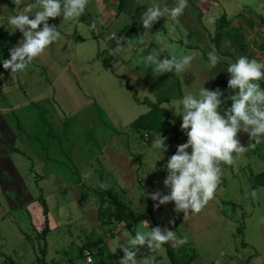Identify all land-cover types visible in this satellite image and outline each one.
<instances>
[{"label": "rangeland", "instance_id": "obj_1", "mask_svg": "<svg viewBox=\"0 0 264 264\" xmlns=\"http://www.w3.org/2000/svg\"><path fill=\"white\" fill-rule=\"evenodd\" d=\"M178 3L130 0L117 16L118 0H88L76 20L65 21L63 14L49 18L48 26L60 36L30 64L25 57V69L13 72L3 61L24 37L13 32L8 18L31 5V19L40 9L37 0L19 5L0 0V264H87V251L92 264H121L125 247L136 252L137 264H171L163 245L128 243L138 230L157 228L173 233L167 243L181 264H264V174L257 177L264 173V142L250 147L253 126L245 131L241 123L236 139L245 151L239 157L233 153L232 165L216 164L220 181L200 212L151 199L157 192L160 198L170 195L166 164L188 140L173 107L185 93L219 90L218 112L226 118L231 97L239 93L228 87L229 64L240 56L264 63V0H188L175 20L165 15L150 29L143 27L148 7ZM224 14L242 40L225 41L218 51L210 37ZM84 17L96 24L94 35ZM210 53L217 57L214 67ZM149 55L160 62L173 55L193 59L179 75L175 66L155 73L145 60ZM105 59L111 69L104 67ZM144 100L171 112V123L183 133L177 143L171 132L132 128L150 111L139 103ZM158 135L168 149L154 153ZM101 183L118 194L121 207L107 197L100 203ZM87 244L90 248L82 249Z\"/></svg>", "mask_w": 264, "mask_h": 264}, {"label": "clouds", "instance_id": "obj_2", "mask_svg": "<svg viewBox=\"0 0 264 264\" xmlns=\"http://www.w3.org/2000/svg\"><path fill=\"white\" fill-rule=\"evenodd\" d=\"M12 2L19 5L20 0H12ZM37 4L40 10L35 12L34 18L30 19L27 14L33 10L31 5L8 18L7 24L11 26L13 32L19 30L24 40L22 46L10 50L11 59L3 61L4 69L11 68L13 72L25 69L27 67L24 62L25 57L28 58L30 64L60 36L58 31L48 26L47 20L62 14L65 21L76 20L85 12L88 0H37ZM187 7L188 0H179L178 6L171 8L167 6L148 7L141 17L143 27L150 29L154 22L165 15L175 20L184 13ZM208 22L212 23L213 18L210 17ZM42 23L44 24L43 29L34 31ZM91 29H96L95 23H92ZM192 59V55H184L179 59L173 55L171 59H165L162 62L156 59V55H149L145 58L146 62L155 65V73L170 72L175 66L178 75ZM209 60L211 67L218 62L217 57L211 53ZM227 71L231 74L228 87L238 88L239 93L231 97L233 103L225 114L226 118L218 112L222 104L220 99L222 93L219 90L210 91L201 88L192 93H185L173 107L176 115L182 116L181 129L186 133L188 140L187 143L178 146L176 154L172 155L166 164L168 177L164 184L170 187V195L160 198V193L157 192L151 196L153 201L159 199L160 204L175 201L180 209L191 207L194 213L200 212L213 198L220 181L218 175L220 170L216 164L223 161L232 165L234 163L233 153L239 157L245 151L236 139L241 123L245 126V131H248L247 126H253L251 136L255 138V144L250 147L264 142L259 138L264 134V89L259 83L264 79V63L247 56H240L235 62L229 64ZM172 123L175 122L172 121ZM165 139L160 135L155 138L152 144L154 153L167 151L168 145ZM189 148L192 150L191 154L188 152ZM256 195L255 192L252 193L254 198ZM172 238V232L162 234L158 228L151 231L138 230L135 236L128 240V243L135 247L145 245L147 240L149 247L160 249ZM179 242L183 244L186 239H181ZM122 250L125 255L121 264H137L136 252L126 247ZM85 256L87 264H92V257L87 253ZM147 264H151V261H147Z\"/></svg>", "mask_w": 264, "mask_h": 264}, {"label": "trees", "instance_id": "obj_3", "mask_svg": "<svg viewBox=\"0 0 264 264\" xmlns=\"http://www.w3.org/2000/svg\"><path fill=\"white\" fill-rule=\"evenodd\" d=\"M129 1L130 0H118L117 16L126 9ZM81 20L91 27L92 25L91 17L90 18L84 17ZM91 33L94 35L95 30L91 29ZM241 40H242L241 33L237 29L230 28V21L228 19V15L227 14L222 15L216 22V29H215L214 34L210 37V42L213 44V46L219 51L220 46L222 45L223 42L229 41V42L237 44V43H240ZM104 67L106 69L112 68L110 59L104 60ZM173 76H175V73L173 74ZM261 85L264 88V82H262ZM139 103L148 105L150 111L145 115H141L137 120H135L132 123V128L136 132H156L158 134H162L165 132H171L175 134V136L172 138L171 141L173 143H177L180 135H183V133H180L179 128L176 125L171 123L170 121L171 112L168 109L162 107L160 103H152L148 100H144L143 102H139ZM12 150L15 153L23 155L22 152H20L19 150L15 148ZM262 174L264 173L257 175V177H259ZM261 185H264V182L261 183ZM98 195H99V200L101 204H103L105 197H107L118 207L122 206V204L119 201L118 194L112 189H109L106 186H104L103 183L100 184V190L98 191ZM43 204L45 205L44 202ZM46 211L47 210L45 209V212ZM101 211H102V208H100L99 210V215ZM112 217H115L116 219H120V215L118 213H114ZM44 231H48V228L46 227ZM146 243H148L147 240H146ZM163 246H165L167 250V255L170 259L171 264H181L175 254L174 249L168 243L163 244ZM88 248H90V244H87V246H84L82 249H88ZM192 253H193V258H196V253L194 250ZM188 262H186L185 264L192 263V261L191 262L188 261ZM10 264H14V263L11 262Z\"/></svg>", "mask_w": 264, "mask_h": 264}, {"label": "built area", "instance_id": "obj_4", "mask_svg": "<svg viewBox=\"0 0 264 264\" xmlns=\"http://www.w3.org/2000/svg\"><path fill=\"white\" fill-rule=\"evenodd\" d=\"M86 253L91 256V252L87 251ZM85 258L87 260V257L86 256H85ZM92 262H93V259H92Z\"/></svg>", "mask_w": 264, "mask_h": 264}]
</instances>
